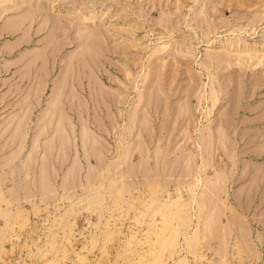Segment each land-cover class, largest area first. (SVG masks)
I'll list each match as a JSON object with an SVG mask.
<instances>
[{"label": "rangeland", "instance_id": "1", "mask_svg": "<svg viewBox=\"0 0 264 264\" xmlns=\"http://www.w3.org/2000/svg\"><path fill=\"white\" fill-rule=\"evenodd\" d=\"M0 264H264V0H0Z\"/></svg>", "mask_w": 264, "mask_h": 264}, {"label": "bare ground", "instance_id": "2", "mask_svg": "<svg viewBox=\"0 0 264 264\" xmlns=\"http://www.w3.org/2000/svg\"><path fill=\"white\" fill-rule=\"evenodd\" d=\"M169 200V199H168ZM178 200V199H177ZM172 204V203H175V200H169V201H167V202H165V203H163V206L166 204V206H167V204ZM162 207V206H161ZM165 207V206H164ZM197 233V232H196ZM191 236V235H190ZM187 237V236H186ZM192 239H193V237H189L186 241L189 243V242H191L192 241ZM170 239L168 238V239H165V241H167V243L168 242H170L169 241ZM173 240H174V237H173ZM173 242V241H172ZM193 242V241H192ZM176 245V244H175Z\"/></svg>", "mask_w": 264, "mask_h": 264}]
</instances>
